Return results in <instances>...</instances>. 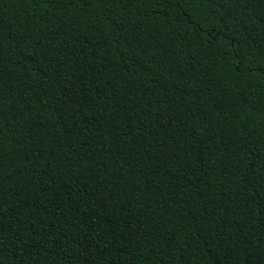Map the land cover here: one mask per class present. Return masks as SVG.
<instances>
[{
    "label": "trees",
    "instance_id": "16d2710c",
    "mask_svg": "<svg viewBox=\"0 0 264 264\" xmlns=\"http://www.w3.org/2000/svg\"><path fill=\"white\" fill-rule=\"evenodd\" d=\"M0 264H264V0H0Z\"/></svg>",
    "mask_w": 264,
    "mask_h": 264
}]
</instances>
